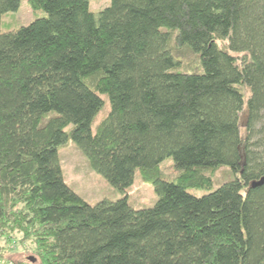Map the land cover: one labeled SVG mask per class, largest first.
<instances>
[{
    "label": "trees",
    "instance_id": "obj_1",
    "mask_svg": "<svg viewBox=\"0 0 264 264\" xmlns=\"http://www.w3.org/2000/svg\"><path fill=\"white\" fill-rule=\"evenodd\" d=\"M20 1L0 0V241H30L27 264H264V0H28L44 15L18 26ZM70 140L119 191L140 172L154 204L85 201Z\"/></svg>",
    "mask_w": 264,
    "mask_h": 264
},
{
    "label": "rangeland",
    "instance_id": "obj_2",
    "mask_svg": "<svg viewBox=\"0 0 264 264\" xmlns=\"http://www.w3.org/2000/svg\"><path fill=\"white\" fill-rule=\"evenodd\" d=\"M109 2L110 0H90L89 9L93 12L99 11L107 6ZM13 15H15L13 20H15L16 25L26 26L35 18L43 16L44 12L41 9H32L28 0H21L17 11L14 12ZM4 20V23L8 25L12 22L11 18H6ZM190 58L192 60V55ZM102 96L105 102L102 109L96 114L92 121L91 128L93 131L109 110L107 97L104 94ZM244 121L245 112H242V125L244 124ZM59 157L62 167V175L65 182L80 197L90 204H94L103 198L114 200L122 195H126L127 201L131 207L143 208L152 206L157 199V195L152 184L147 182L138 171L135 173L132 184L125 188L123 192L111 186L102 175L95 172L90 167L85 156L71 140L60 148ZM159 168L165 178H173L176 175L173 161L169 158L165 159L160 164ZM231 178H233L232 173H230L227 168L221 167L214 173L212 188L219 186L221 183ZM188 191L198 196L208 192V190L205 189H188ZM0 247V255L2 257L3 264H15L18 260L21 261L19 264H27V257H35V254L31 249L30 241H26L24 244H21L20 240L7 242L0 241ZM223 248L224 247H222V249ZM222 249L219 252L220 255ZM229 257V252H225L223 254V262L221 264H232L231 258Z\"/></svg>",
    "mask_w": 264,
    "mask_h": 264
},
{
    "label": "water",
    "instance_id": "obj_3",
    "mask_svg": "<svg viewBox=\"0 0 264 264\" xmlns=\"http://www.w3.org/2000/svg\"><path fill=\"white\" fill-rule=\"evenodd\" d=\"M262 181H263V180H262V179H260V181L253 182V183H252V185H253V186H255V185L261 184V183H262ZM29 259H30L32 262H34V261H35V259H34V258H32V257H30Z\"/></svg>",
    "mask_w": 264,
    "mask_h": 264
},
{
    "label": "built area",
    "instance_id": "obj_4",
    "mask_svg": "<svg viewBox=\"0 0 264 264\" xmlns=\"http://www.w3.org/2000/svg\"><path fill=\"white\" fill-rule=\"evenodd\" d=\"M0 264H3V262H0Z\"/></svg>",
    "mask_w": 264,
    "mask_h": 264
}]
</instances>
